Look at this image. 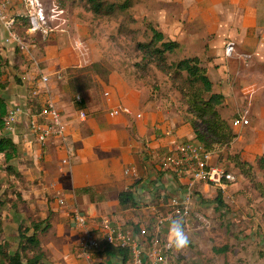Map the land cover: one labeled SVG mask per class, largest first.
I'll return each instance as SVG.
<instances>
[{"label":"rangeland","instance_id":"1","mask_svg":"<svg viewBox=\"0 0 264 264\" xmlns=\"http://www.w3.org/2000/svg\"><path fill=\"white\" fill-rule=\"evenodd\" d=\"M106 1L122 3L124 0ZM129 1L128 8L115 9L107 15L94 14L86 8L85 0H41L45 13L50 14L55 7L64 12L60 20L50 19L49 25L55 29L47 34L28 32L26 19L20 18L21 23L15 29L23 39L25 50L5 44V31L0 27V94L7 98L8 111L17 106L31 114L49 103L59 111L51 98H45L50 90L60 92L66 101L77 103V97L82 100L85 89L98 90L101 95L107 92L108 96L104 95L107 98L115 89L117 95H131L137 110L143 111L141 107L150 104L153 110L167 113L171 118L191 119L186 99L180 92L185 72L180 80L173 73L162 71L154 62L143 60V52L137 44L151 40L152 27L161 31L165 40L171 39L168 33L177 35L195 28L207 31L209 27L202 23L199 11L189 18L185 13L187 5L182 0ZM193 1L195 5L196 1L203 0ZM14 4H17L16 10ZM11 5L14 13L24 14L23 0L16 3L12 0ZM181 42L187 46L182 49L179 41L175 51L166 53L167 63L196 56L203 50L201 41ZM236 56L239 55L236 53ZM259 68L250 63L246 73L236 74V86L233 89L230 86L229 103L223 104V100L218 105L219 110L228 108L227 114L231 112L227 121L235 136L221 142L205 134L213 163L231 172L234 179L225 189L208 185L204 190L200 184L195 185L190 221L184 231L187 244L177 247L172 264H264V72ZM43 76L48 78L45 83ZM123 97L127 96L121 95ZM60 116L63 120L61 113ZM240 116L247 117L248 123L233 126V121ZM26 117L23 114L19 122L14 123L13 131L0 129V135L12 136L17 144V155L8 163L0 154V240L13 252L18 243L15 232L18 226L49 217V227L38 235L45 264H76L78 231L74 228L77 231L74 234L73 225L68 224L71 208L64 205L62 190L56 191L58 181L66 179L65 173L57 176L51 171L45 175L39 162L19 155L21 147L32 148L27 140L20 144L24 133L27 132L28 138L33 137L26 127L29 123ZM192 125L204 134L205 127L199 119L192 117ZM237 161L247 162L249 173L243 172L236 165ZM7 165L10 168H6ZM131 169L141 174V163L126 168L128 174L135 176ZM175 185L174 194L163 192V204L155 205V214L142 213L144 229L138 227L141 234L136 232L141 242L150 240L155 232V217L167 211L169 199L182 194L183 185L178 180ZM219 191L223 205L214 200ZM60 199L63 203H59ZM61 212L65 216L64 223ZM127 228L135 232L134 228ZM66 246L70 247L69 251L65 250ZM223 247L222 251L216 250ZM96 255L97 252L92 256ZM0 262L5 261L1 258Z\"/></svg>","mask_w":264,"mask_h":264},{"label":"crops","instance_id":"2","mask_svg":"<svg viewBox=\"0 0 264 264\" xmlns=\"http://www.w3.org/2000/svg\"><path fill=\"white\" fill-rule=\"evenodd\" d=\"M182 2L187 5L185 13L189 14V18L199 11L202 23L209 28H206L207 31L195 28L177 35L168 34L172 40L180 41L182 49L187 46V43L182 45V40L191 44L200 41L203 43V50L196 56L206 68L215 91L223 94V104H228L230 86L232 89L236 86V74L240 71L246 73V66L250 63L260 66L264 72V0H203L196 1L195 5L193 0ZM14 5L16 10L17 4ZM21 13L16 11V14ZM229 40L235 42L237 54L241 58L235 54L233 58L226 59L224 47ZM88 89L81 94L83 108H77L76 103L66 101L60 92L50 90L45 98H51V102L55 103L62 114L63 136L52 137L41 148L33 137H27L26 132L22 135L24 137L20 139V144L22 146L23 141L27 140L32 148L21 147L19 155L22 154L28 161L39 162L45 175L51 171L57 176L65 173L66 179H61L56 185V191L62 190L65 197L64 205L71 209L78 206L94 220L108 215L115 224L132 227L135 233L141 234L138 227L140 230L144 229L145 223L142 213L155 214L156 206L163 204V192L174 194L177 189L169 174L159 173L151 151L177 140H191L194 135L193 128L185 119L179 120L175 116L171 118L167 113L153 110L150 104L143 105V111L137 110L133 107L135 105L130 99L131 95L121 94L127 96L121 98L115 89H112L108 98L98 90ZM115 95L118 97L116 101ZM110 101L114 104L130 105L141 116H109L108 110L112 107ZM79 109L85 110L86 120L78 118ZM227 110L228 108H222L219 111L228 120L231 112L227 114ZM22 117L23 114L18 120ZM26 119L27 123L29 117ZM64 158L66 162H63ZM135 163H141L142 172L138 175L135 171L136 175L132 176L126 172V168ZM200 187L205 190L208 185L200 184ZM81 188L88 190L77 193ZM123 191H130L132 196V201L125 207L120 205L118 198ZM58 201L63 203V199ZM60 217H63L61 219L64 223L65 216L62 212ZM68 224L72 227L71 218H68ZM73 231L74 234L77 233L75 229ZM69 248L66 246L65 250L69 251ZM77 250L75 249L76 264H124L120 255L98 251L96 257L91 256L88 260L80 257Z\"/></svg>","mask_w":264,"mask_h":264},{"label":"built area","instance_id":"3","mask_svg":"<svg viewBox=\"0 0 264 264\" xmlns=\"http://www.w3.org/2000/svg\"><path fill=\"white\" fill-rule=\"evenodd\" d=\"M12 0H0V27L5 31L4 43L14 44L21 50H25V44L16 28L20 18H25L28 32H42L47 34L53 31L49 24L50 19L60 20L63 9H51V13H45L41 0H23L24 14L14 13ZM65 19H63V22ZM62 24L60 21H58ZM237 53L236 44L229 40L224 47L225 57H232ZM47 76H43L45 83ZM108 96V93H104ZM77 102L81 99L77 97ZM25 114L29 117L28 130L37 144L42 148L52 137H62L64 124L60 112L49 103L34 113L28 114L19 107H13L8 111L5 119V127L13 131V125L18 117ZM109 116L127 115L140 117L131 107L124 104H116L108 110ZM77 116L84 121L87 118L85 110L79 109ZM248 118L240 116L233 121V126L245 125ZM169 135V132H166ZM157 163V169L169 174L174 182L179 181L183 185L182 194L172 197L168 202L165 213L155 217V232L149 241L141 242L139 237L131 229L115 224L108 215H102L98 219H90L77 206L71 209L73 228L78 231V247L80 257L90 259L93 252L108 244L116 248L129 251L128 264H171L177 249L174 229L179 228L183 235L188 226L192 212V193L196 184L215 186L225 189L227 183L233 181L234 176L225 168L216 166L212 161V153L200 143L192 140H177L163 148H155L151 151ZM66 162V159H63ZM132 174L135 170L131 169ZM156 211V210H155ZM93 222L95 224H93ZM90 264V263H89Z\"/></svg>","mask_w":264,"mask_h":264},{"label":"trees","instance_id":"4","mask_svg":"<svg viewBox=\"0 0 264 264\" xmlns=\"http://www.w3.org/2000/svg\"><path fill=\"white\" fill-rule=\"evenodd\" d=\"M129 0H124L122 3L109 2L106 0H85L86 8L94 14H111L115 9L124 10L130 6ZM25 22V20H24ZM152 38L148 42L138 43V48L143 52V60L152 61L157 67L166 73H173L175 78L180 79L182 73L185 72L184 80H181L180 92L186 99V110L191 114V119H199L204 125V134L197 128H193V138L195 143H200L204 147H208L205 134L214 137V140L221 142L230 141L235 133L229 128L227 119L223 118L218 105L224 100L223 94L215 91L214 83L207 75L206 68L201 65L200 59L197 56L181 59L177 62L167 63L166 53H171L179 47L176 40L164 39L161 31L151 28ZM77 108H83L82 100L77 102ZM39 110V109H38ZM186 111V113H187ZM189 114V115H190ZM8 115L7 98L0 94V129H5V119ZM191 119H185L191 125ZM7 129V128H6ZM223 140V141H222ZM220 142V141H219ZM43 148V147H42ZM17 144L12 136L6 134L0 135V154L8 163L17 154ZM236 161V160H235ZM236 165L245 173H249V164L245 161H237ZM248 166V167H247ZM10 168V166H6ZM159 173H162L159 170ZM88 188H81L79 191L86 192ZM119 203L125 207L127 203L132 201L130 191L119 193ZM214 200L223 205L221 192ZM134 203V201L132 202ZM49 217L41 219L37 222H32L31 225L18 226L15 230L18 243L17 248L13 252H9L8 244L0 240V259L4 264H45V254L42 250V245L39 240V232L45 231L49 227ZM2 226L0 225V233ZM77 251H79L77 241ZM217 248V251L224 250ZM102 253L109 255H120L124 264H128L129 251L127 249L116 248L108 244H103L99 249ZM98 252L95 251L94 253ZM93 253V254H94ZM3 264V262H0ZM172 264V261H171Z\"/></svg>","mask_w":264,"mask_h":264},{"label":"clouds","instance_id":"5","mask_svg":"<svg viewBox=\"0 0 264 264\" xmlns=\"http://www.w3.org/2000/svg\"><path fill=\"white\" fill-rule=\"evenodd\" d=\"M174 235L177 247H182L187 244V238L179 228L174 229Z\"/></svg>","mask_w":264,"mask_h":264}]
</instances>
